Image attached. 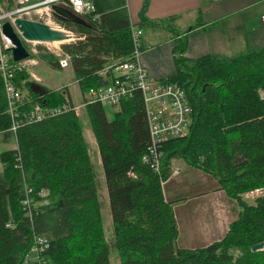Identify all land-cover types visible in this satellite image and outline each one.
<instances>
[{"label": "trees", "instance_id": "trees-1", "mask_svg": "<svg viewBox=\"0 0 264 264\" xmlns=\"http://www.w3.org/2000/svg\"><path fill=\"white\" fill-rule=\"evenodd\" d=\"M2 1V0H0ZM13 7V0H8ZM94 9L84 14L86 24L61 21L85 38L63 44L72 56L75 78L85 95L110 80L103 73L132 51V26L127 0H90ZM10 7V8H12ZM56 18V17H55ZM143 21L142 23H146ZM141 23V24H142ZM162 25V21H153ZM192 25L189 31L196 28ZM187 33V32H186ZM186 33L175 35V72L165 80L180 84L192 106V122L182 136L167 138L160 170L143 161L151 145L145 101L140 89L124 97L112 116L99 101L84 98L83 114L75 105L41 119H24L16 130L17 147L0 153V264L27 262L35 235L50 246L39 253L40 264H264V193L254 202L243 193L264 188V48L236 57L211 54L184 56ZM186 35V36H185ZM24 44L28 47L27 41ZM29 48V47H28ZM30 49L58 65V55L45 46ZM16 87L26 91L21 110L30 113L61 105L67 89L32 87L25 67L14 70ZM86 124L98 143L109 193L113 233L109 238L96 171L85 134ZM5 81L0 72V132L9 130ZM173 158L212 175L240 209L225 235L213 242L187 247L178 244L179 227L174 201L165 197L162 181L172 173ZM39 205L28 216L22 199L26 186ZM48 188L49 203L38 194ZM36 264V263H35Z\"/></svg>", "mask_w": 264, "mask_h": 264}, {"label": "crops", "instance_id": "crops-1", "mask_svg": "<svg viewBox=\"0 0 264 264\" xmlns=\"http://www.w3.org/2000/svg\"><path fill=\"white\" fill-rule=\"evenodd\" d=\"M127 5L131 21L143 29L142 61L149 74L156 79L165 80L175 72L173 53L176 44L175 35L181 36L187 32L188 45L183 55L189 58L206 54L217 57H236L255 49L264 48V21H262L264 0H127ZM143 21L147 22L143 24ZM153 21H162V25L153 24ZM192 25H197V27L189 31ZM77 34L79 33L77 32ZM30 58L36 60L34 64L29 65V69L27 68L31 74V84L34 89L40 92H43L45 88L67 89L68 98L74 105H81L77 113L82 114L83 101L87 94L84 95L81 91L72 63L62 67L52 65L40 57L26 59ZM119 60L121 59L117 61ZM103 73L105 74V72ZM39 83L45 88H38L37 84ZM108 115L112 116V114ZM8 139L12 141L9 146L6 145ZM88 142L91 145V140L88 139ZM0 146L2 151L17 147L15 135L9 130L0 132ZM98 163L101 165V156ZM192 168L193 166L186 161H178V158H173L172 174L169 179L177 174L182 175L183 171L194 170ZM3 169L4 164L0 160V172ZM176 169L179 171L173 173ZM203 174L209 180L213 192L212 210L214 213L208 220V217L205 219L203 217L205 210L203 211L202 207L191 210L196 217L200 216L201 221L198 234L202 238V242L194 247L203 246L222 238L229 228V223L238 216L240 209L237 202L231 199L224 189L220 188L216 179L210 177L212 175L206 172ZM178 183L180 189L190 186V182L184 176L180 177ZM165 185L166 183L163 186L165 197L170 200L176 199L171 198L169 193L177 191V188L167 189ZM246 193H243L242 196L250 202H254L256 197L261 195L247 197ZM206 194H209L208 190H200L190 196V200ZM212 197L205 199V202H209ZM176 201H174V210L175 206L180 204ZM188 210L190 211V207ZM194 234L196 235V233Z\"/></svg>", "mask_w": 264, "mask_h": 264}, {"label": "built area", "instance_id": "built-area-1", "mask_svg": "<svg viewBox=\"0 0 264 264\" xmlns=\"http://www.w3.org/2000/svg\"><path fill=\"white\" fill-rule=\"evenodd\" d=\"M53 4H59L70 8L77 14L83 16L94 9V5L90 0H16V6L11 11H5L0 5V34L3 37V42L0 41V72L5 81V89L8 99V112L12 117V125L9 131L16 137L18 125L22 124L24 119H41L47 114H55L61 111H66L73 107L70 104L68 97L61 105L52 108H43L36 103L30 113H24L21 110L23 99L26 93L16 87L13 81L14 70L35 63V59H25L22 61H14L12 52L9 49L11 43H6L2 33L4 21H14L16 17L22 16L31 19V14H36V20L46 16L49 19L53 18ZM42 21V20H41ZM264 21V15L262 17ZM65 30V29H63ZM70 31V30H65ZM77 39L85 38V34H75L70 31ZM132 51L127 57L116 61L109 65L104 72L112 70L113 73L110 80L102 86L93 87L86 95L88 101H99L109 108H117L120 106L124 97L131 95L135 89H140L143 93L147 121L151 135V145L147 152L143 154V161L151 164L156 171L160 170L162 150L159 145L167 138L174 136H182L186 134L192 122V106L189 102L187 92L177 82L156 79L152 77L145 64L142 61V31L135 26H132ZM73 38V37H72ZM28 42V41H27ZM36 42V41H29ZM31 50L36 52L35 47ZM58 55L59 64L66 67L71 63V54L63 49L55 51ZM262 97L264 90H260ZM81 105H75L73 108L76 111L80 110ZM176 169L173 173L178 172ZM28 184H25V186ZM33 188L26 186V197L22 199L24 210L28 216L36 214L35 207L38 201L31 194ZM263 187H256L247 191L246 196L262 195ZM46 195L47 192L40 190L38 193ZM43 202L41 201V204ZM50 243L46 236L36 234L34 243L30 247V255L27 262L32 264H40L41 260L39 253L49 248Z\"/></svg>", "mask_w": 264, "mask_h": 264}, {"label": "rangeland", "instance_id": "rangeland-1", "mask_svg": "<svg viewBox=\"0 0 264 264\" xmlns=\"http://www.w3.org/2000/svg\"><path fill=\"white\" fill-rule=\"evenodd\" d=\"M8 3H9L8 0L0 1V5H1L2 9H4L5 11H11L13 8H15L16 0H13V7L10 6ZM10 7H12V8H10ZM30 16L35 18V19L37 18L36 14H31ZM53 16L54 17L51 19L44 16V17L40 18V20L45 21V22L49 23L50 25H52L56 28L70 30L76 34V31L73 29V27L68 28V27L64 26L63 24H61L60 21L57 20V17L55 15H53ZM75 37L76 36H71L70 39H68L66 41L59 42L57 44H51V43H47V42H38V41L37 42H29L28 41L27 45L29 48L35 47L36 49H37V47H39V45L45 46L48 49H50V51L55 52V51L63 49L64 43H69L71 41H74ZM0 41L3 42V37L1 34H0ZM41 63H43V62H41ZM28 67H29V65L27 66V68ZM37 87L42 89L44 86L41 83H39V84H37ZM107 110H108L109 114H112L114 111L113 109H111L109 107H107ZM82 115H84V114L82 113ZM85 132L87 134V138L89 140H91L90 155H91L92 162L94 164V168L96 171L98 190H99L100 200L102 203L103 214H104V218H105L106 232H107L108 237L110 238L112 233H113V224H112L111 207L109 204V193H108L107 182L105 179L104 168H103L102 164L100 165L98 163L100 161L99 147L97 145L96 138L93 134V131L91 130V128L87 124L85 126ZM11 143H12L11 139H8V141H6L7 146L11 145ZM1 149H2V147L0 146V152L2 151ZM96 158L98 159V162H97ZM178 161H185V160L182 158H178ZM192 169H194V170H190L188 172L183 171L182 175L177 174L176 176L172 177L171 179H169L170 178L169 177L168 178L169 180L166 179V180L162 181L163 186L166 183L165 187L167 189H169L170 187H176L177 188V191H175L173 193H169V196L171 198H176V199H174L175 201L179 200L176 202H179L180 204H177L175 206L176 217H177L178 227H179V231H180L179 238H178V244L180 246H187V247H194V246H196V244H200V242H202V238L198 234L200 231L199 227H200V223H201L200 216L196 217L195 213H192L191 210L192 209L197 210V209H200L202 207V210L203 211L205 210V212H203L204 213L203 217H204V219L206 217H208V220L211 219V217L213 216V213H214V211L212 210L213 205H214L213 197H212L213 192H212V189H211L210 184L208 182L209 180L206 178V176H204L203 170L198 169V168H194V167ZM183 176L186 178V180H188L190 182V186L186 187L184 189L183 188L180 189L178 182L180 180V177L183 178ZM210 177H213V176H210ZM200 190H208L209 194L196 196L192 200H190V196H193L194 193L199 192ZM178 193L180 195H176ZM211 197H212V199L209 202H205V199H210ZM173 205H174V203H173ZM210 205H211V209H210ZM188 207H190V211L188 210ZM194 233H196V235ZM111 261L113 264H119V258L117 257V252L115 250L111 253Z\"/></svg>", "mask_w": 264, "mask_h": 264}, {"label": "water", "instance_id": "water-1", "mask_svg": "<svg viewBox=\"0 0 264 264\" xmlns=\"http://www.w3.org/2000/svg\"><path fill=\"white\" fill-rule=\"evenodd\" d=\"M52 8L54 15L62 21L72 20L86 24V20L70 8L59 4H53ZM2 33L10 40L9 49L12 52L14 61H22L30 56V50L24 44V40L49 42L67 38V34L61 28H56L45 21L22 16L16 17L14 21H4ZM261 249H264V241L252 246L254 251Z\"/></svg>", "mask_w": 264, "mask_h": 264}, {"label": "bare ground", "instance_id": "bare-ground-1", "mask_svg": "<svg viewBox=\"0 0 264 264\" xmlns=\"http://www.w3.org/2000/svg\"><path fill=\"white\" fill-rule=\"evenodd\" d=\"M65 33L67 34V38H65L63 40L49 41L47 43L57 44L59 42L66 41V40L70 39L72 36V33L70 31H65ZM4 40L6 41V43H10V41H9V39H7V37H4ZM42 190L47 192L46 195H41V199H42L43 204H47V203H49V200H48L49 190H48V188H43Z\"/></svg>", "mask_w": 264, "mask_h": 264}]
</instances>
